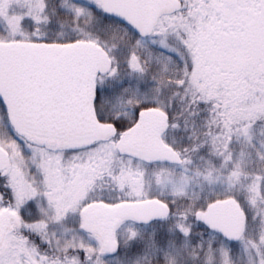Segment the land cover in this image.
<instances>
[{
  "label": "snow or ice",
  "instance_id": "snow-or-ice-1",
  "mask_svg": "<svg viewBox=\"0 0 264 264\" xmlns=\"http://www.w3.org/2000/svg\"><path fill=\"white\" fill-rule=\"evenodd\" d=\"M0 264H264V0H0Z\"/></svg>",
  "mask_w": 264,
  "mask_h": 264
}]
</instances>
